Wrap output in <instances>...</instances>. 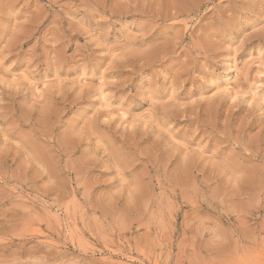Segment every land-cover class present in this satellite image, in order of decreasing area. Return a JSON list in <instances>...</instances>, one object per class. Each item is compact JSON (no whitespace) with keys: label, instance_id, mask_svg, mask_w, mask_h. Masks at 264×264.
<instances>
[{"label":"rangeland","instance_id":"obj_1","mask_svg":"<svg viewBox=\"0 0 264 264\" xmlns=\"http://www.w3.org/2000/svg\"><path fill=\"white\" fill-rule=\"evenodd\" d=\"M0 264H264V0H0Z\"/></svg>","mask_w":264,"mask_h":264}]
</instances>
